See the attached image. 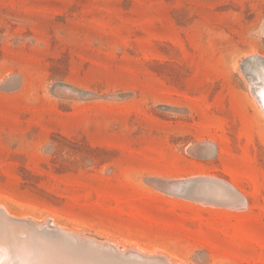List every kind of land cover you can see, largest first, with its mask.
Masks as SVG:
<instances>
[{
  "label": "rangeland",
  "instance_id": "obj_1",
  "mask_svg": "<svg viewBox=\"0 0 264 264\" xmlns=\"http://www.w3.org/2000/svg\"><path fill=\"white\" fill-rule=\"evenodd\" d=\"M197 176L219 183L168 189ZM0 207L264 264V0H0ZM26 227L0 213V264H82Z\"/></svg>",
  "mask_w": 264,
  "mask_h": 264
},
{
  "label": "water",
  "instance_id": "obj_2",
  "mask_svg": "<svg viewBox=\"0 0 264 264\" xmlns=\"http://www.w3.org/2000/svg\"><path fill=\"white\" fill-rule=\"evenodd\" d=\"M254 87L252 85L253 89ZM204 182L219 183L218 180L212 177L197 176L174 182L169 181L168 189L172 192L189 194L193 185L200 186ZM220 183L227 194L234 197L237 196L239 199V195L233 187L223 182ZM0 213L5 214V217L10 222L20 223L27 226L28 228L26 227V229L28 230L31 228L37 234L53 238L54 241L57 240L55 250L58 253H63L66 257L75 259L82 264H173L161 255H148L129 248L122 250L105 240L64 230L58 226H54L52 223L39 225L36 221L29 218H14L2 207H0Z\"/></svg>",
  "mask_w": 264,
  "mask_h": 264
},
{
  "label": "bare ground",
  "instance_id": "obj_3",
  "mask_svg": "<svg viewBox=\"0 0 264 264\" xmlns=\"http://www.w3.org/2000/svg\"><path fill=\"white\" fill-rule=\"evenodd\" d=\"M258 101V100H257ZM8 211V210H7ZM55 226V225H54ZM57 226V225H56ZM61 228V227H60ZM62 229H63V227H62ZM65 230V229H64ZM111 243V242H110ZM173 264H174V262H172ZM179 264V263H178Z\"/></svg>",
  "mask_w": 264,
  "mask_h": 264
}]
</instances>
